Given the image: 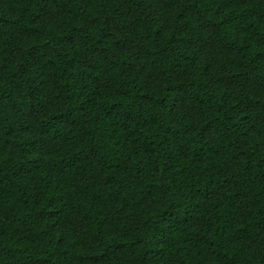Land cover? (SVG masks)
Segmentation results:
<instances>
[{
	"label": "trees",
	"instance_id": "trees-1",
	"mask_svg": "<svg viewBox=\"0 0 264 264\" xmlns=\"http://www.w3.org/2000/svg\"><path fill=\"white\" fill-rule=\"evenodd\" d=\"M0 264H264V0H0Z\"/></svg>",
	"mask_w": 264,
	"mask_h": 264
}]
</instances>
